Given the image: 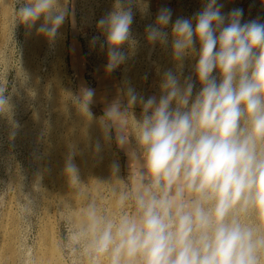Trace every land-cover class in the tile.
<instances>
[{"label":"clouds","instance_id":"clouds-1","mask_svg":"<svg viewBox=\"0 0 264 264\" xmlns=\"http://www.w3.org/2000/svg\"><path fill=\"white\" fill-rule=\"evenodd\" d=\"M14 2L20 6L13 26L18 22L31 28L43 18L36 31L54 43L69 17L65 4ZM133 3L115 0L112 11L97 22L105 39L93 37L90 43H99L101 50L107 45L108 72L126 62L122 46L135 45ZM223 7L218 0H207L192 18L172 23L177 71L163 73L159 98L145 99L129 85L105 109L100 120L104 140L111 141L114 130L123 148L134 136L138 151L130 156L142 161L127 180L116 179L115 162L111 182L96 180L107 186L110 208L80 181L76 153L70 150L65 174L80 203L63 201V246L79 255L82 264H264V22L242 23L243 9L225 14ZM140 10L146 13L147 5ZM171 18V9L158 11L154 25L145 29L150 45H168L164 29ZM186 57L196 58L200 88L195 94L192 76L181 80ZM94 95L93 89L82 87L71 98L88 119ZM137 104L140 119L131 111ZM11 107L3 78L0 115ZM95 151H100L99 143ZM36 207L33 198L21 201L26 224Z\"/></svg>","mask_w":264,"mask_h":264},{"label":"rangeland","instance_id":"rangeland-1","mask_svg":"<svg viewBox=\"0 0 264 264\" xmlns=\"http://www.w3.org/2000/svg\"><path fill=\"white\" fill-rule=\"evenodd\" d=\"M61 2L68 8L69 17L54 43L44 37L33 57L36 69L33 76L28 63L39 35L36 29L43 18L31 28L18 22L13 26L14 11L20 5L14 0H0V80L7 81L12 105L10 113L0 115V264H82L79 255L71 254L63 246L67 231L63 201L71 199L76 206L80 203L65 174L64 157L74 149V163L80 171L83 154L81 146L67 143V137H80L78 132H70L81 113L71 98L79 95L82 87L93 89L90 111L91 118L97 122L113 100L123 97L129 85L145 99L153 95L159 98L163 73L177 71L172 58L171 25L177 18H192L207 0H134L131 33L135 45L122 46L128 58L111 72L106 71L107 45L101 50L99 43L93 47L90 42L93 37L104 41L97 22L112 11L115 0ZM218 3L224 5L225 14L234 8L243 9L242 23L257 18L264 22V0L226 3L218 0ZM145 4L147 12L142 13L140 9ZM164 7L172 12L171 21L164 29L169 34V43L150 45L145 29L154 25L158 11ZM195 47L199 49L198 41ZM195 63V57H186L180 69L182 81L192 76L194 94L200 88L194 73ZM213 75L219 79L216 72ZM66 110L72 112L74 119ZM131 111L140 119L139 104ZM111 135L109 148L100 137L99 152L105 163L119 164L117 179L127 180L131 168L135 170L137 163H142L130 156L138 151V145L130 135L129 143L121 148L115 141L114 130ZM79 179L88 184L93 195L104 197L102 204L111 207L107 186L95 192L88 178L79 176ZM26 195L37 205L27 224L20 217V204L27 199Z\"/></svg>","mask_w":264,"mask_h":264},{"label":"bare ground","instance_id":"bare-ground-1","mask_svg":"<svg viewBox=\"0 0 264 264\" xmlns=\"http://www.w3.org/2000/svg\"><path fill=\"white\" fill-rule=\"evenodd\" d=\"M227 1L228 0H223V3H226ZM42 41H44V36L38 35L35 39V43L33 45L34 46L33 52H32V55L28 63L31 74L33 76H36V69H34L33 67L34 66L33 57L35 54H37V52L41 48L40 46H41ZM66 112L70 117H72V119H74L73 114L70 110H66ZM77 118H78V122L76 126L70 128V132L73 134L75 132H78L80 134V137H78L77 139L67 137V143L69 145L75 144L76 146L82 147L81 151L83 152V154L81 155L80 161H79V168H80L79 176L82 179L88 178L89 183L91 184L90 187H93L95 192L98 189L103 191L106 185L98 184L97 181H101V182H111L112 181L111 165L113 164V162L105 163L103 161V155L100 152L95 151V146L99 142L100 137L102 141L105 143L104 144L105 147L107 148L110 147V143H109L110 141L104 140L103 132L100 127V122H97L92 118L88 119L81 113L78 115ZM94 132H96L98 135L95 134ZM84 145H86L87 147L84 148ZM64 158H65L64 160L66 161V156ZM117 176H118V173L116 175V179H117ZM113 182L115 183V180Z\"/></svg>","mask_w":264,"mask_h":264}]
</instances>
